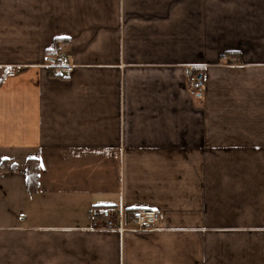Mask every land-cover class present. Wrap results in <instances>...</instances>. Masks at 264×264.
Wrapping results in <instances>:
<instances>
[{
    "label": "crops",
    "instance_id": "1",
    "mask_svg": "<svg viewBox=\"0 0 264 264\" xmlns=\"http://www.w3.org/2000/svg\"><path fill=\"white\" fill-rule=\"evenodd\" d=\"M0 264H264V0H0Z\"/></svg>",
    "mask_w": 264,
    "mask_h": 264
},
{
    "label": "built area",
    "instance_id": "2",
    "mask_svg": "<svg viewBox=\"0 0 264 264\" xmlns=\"http://www.w3.org/2000/svg\"><path fill=\"white\" fill-rule=\"evenodd\" d=\"M53 74L57 77H66L70 74L75 67V62L72 56L65 55L57 59V61L51 64ZM205 73H189L187 77V84L193 90V92L201 95L205 89ZM159 213L155 210H134L131 215V229L138 232H146L156 229L159 226ZM103 229H124V226H119L118 223L108 219L106 223L99 226Z\"/></svg>",
    "mask_w": 264,
    "mask_h": 264
},
{
    "label": "trees",
    "instance_id": "3",
    "mask_svg": "<svg viewBox=\"0 0 264 264\" xmlns=\"http://www.w3.org/2000/svg\"><path fill=\"white\" fill-rule=\"evenodd\" d=\"M54 61H57V58L51 59L49 58V62L52 63ZM39 176V167L38 163L36 161L30 160L29 161V167H28V185H29V191L31 193H34L36 190L37 185V179ZM133 211H130V215H132Z\"/></svg>",
    "mask_w": 264,
    "mask_h": 264
},
{
    "label": "rangeland",
    "instance_id": "4",
    "mask_svg": "<svg viewBox=\"0 0 264 264\" xmlns=\"http://www.w3.org/2000/svg\"><path fill=\"white\" fill-rule=\"evenodd\" d=\"M107 220H108V219H107ZM107 220H106L104 223H106V222H107ZM113 222H115V221H113ZM104 223H103V224H104ZM116 223H117V222H116Z\"/></svg>",
    "mask_w": 264,
    "mask_h": 264
}]
</instances>
